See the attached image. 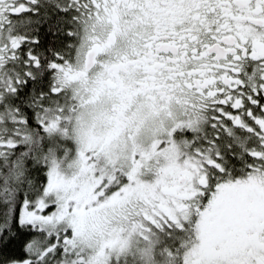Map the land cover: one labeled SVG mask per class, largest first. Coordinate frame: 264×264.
I'll list each match as a JSON object with an SVG mask.
<instances>
[{
  "label": "snow or ice",
  "instance_id": "snow-or-ice-1",
  "mask_svg": "<svg viewBox=\"0 0 264 264\" xmlns=\"http://www.w3.org/2000/svg\"><path fill=\"white\" fill-rule=\"evenodd\" d=\"M0 264H264V0H0Z\"/></svg>",
  "mask_w": 264,
  "mask_h": 264
}]
</instances>
